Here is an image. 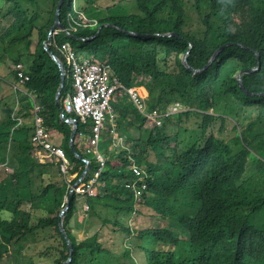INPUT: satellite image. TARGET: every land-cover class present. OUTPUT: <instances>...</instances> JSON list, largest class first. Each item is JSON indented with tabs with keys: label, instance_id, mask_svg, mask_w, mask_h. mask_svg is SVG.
Segmentation results:
<instances>
[{
	"label": "trees",
	"instance_id": "obj_1",
	"mask_svg": "<svg viewBox=\"0 0 264 264\" xmlns=\"http://www.w3.org/2000/svg\"><path fill=\"white\" fill-rule=\"evenodd\" d=\"M60 1L0 0V264H65L71 256L60 215L86 162L71 147L73 128L64 119L78 116L62 115L75 92L66 43L80 58L109 65L126 88L145 89L148 110L165 113L163 124L153 125L126 98L113 104L115 122L106 120L99 143L105 164L96 197L77 194L100 167L84 143L91 130L79 122L75 149L91 167L65 218L73 246L68 264H264V97L246 93L236 77L258 67L259 53L262 69L246 74L244 83L264 92V0H64L70 35L61 31L50 44L68 70L59 107L62 72L43 44ZM92 11L105 14L92 21ZM101 26L93 40L81 41ZM170 33L177 36H164ZM191 44L196 69L225 47L195 74L183 63ZM19 63L28 81L11 69ZM178 102L186 110L167 114ZM36 106L45 131L66 150L67 172L31 140ZM112 126L124 137L122 146ZM191 127L199 135L181 139ZM135 165L147 173L137 199L125 188L136 180ZM84 203L89 211L78 215L80 222ZM103 207L111 218L99 213ZM38 210L44 215L35 217ZM147 216L150 226H134V217ZM95 218L113 239L121 236V251L108 248L100 231L86 229V239L77 241L76 231Z\"/></svg>",
	"mask_w": 264,
	"mask_h": 264
},
{
	"label": "built area",
	"instance_id": "obj_2",
	"mask_svg": "<svg viewBox=\"0 0 264 264\" xmlns=\"http://www.w3.org/2000/svg\"><path fill=\"white\" fill-rule=\"evenodd\" d=\"M61 31L57 30L53 32V36L59 35ZM62 51L67 58L75 88L73 96H69L64 102L62 115L64 116L66 113L76 114L79 122L86 123L91 130V134L86 137V143L89 145L87 152H94L97 160L100 162V167L95 172L94 177L87 181V185L83 189L77 190V194L80 197L86 195L96 197L98 195L96 183L105 164V158L99 150V143L102 133L106 128L107 115L110 114L111 117L113 116V104L117 100L126 98L129 103L137 107L138 111L146 115L153 125H162L165 113H161L159 110L149 111L145 105V99L139 96L138 90L135 88H126L113 75L109 65L98 64L92 62L90 59L80 58L71 43L64 44ZM12 69L17 72V77L21 82L29 80L23 64H15L12 66ZM185 110V106L178 102L166 113L174 114ZM39 112L40 108L36 106V127L31 140L38 146L39 150L46 149L49 154L55 155L59 160H62V169L67 172L68 160L66 150L63 146L51 142V134L45 131ZM113 130L115 129L112 128L111 131ZM134 172L136 174V180L128 181L125 184V188L134 190L137 199L141 196L143 190L147 189V173L136 165L134 166ZM139 181H141L142 185H139ZM83 208L85 211H89L88 204L84 203Z\"/></svg>",
	"mask_w": 264,
	"mask_h": 264
},
{
	"label": "water",
	"instance_id": "obj_3",
	"mask_svg": "<svg viewBox=\"0 0 264 264\" xmlns=\"http://www.w3.org/2000/svg\"><path fill=\"white\" fill-rule=\"evenodd\" d=\"M63 3H64V0H61L60 3H59V6H58L55 24H53V26H52V28L50 30L48 40L46 42H44V44H43L45 51L49 53V55L51 56L52 60L57 63V65L60 67L61 72H62V84H61L60 90L58 92L57 100H56L57 101V105L59 107H61V96H62V92H63V90L65 88L66 79L68 77V70H67V67L64 64V62L57 55H55V54H53L51 52V50H50V44H51V40H52V37H53V32H55L57 30H62L66 34L70 35V32L66 29V27H65V25L63 24V21H62V5H63ZM110 26L116 28L119 31H124L121 28L116 27L114 25H110ZM102 27L103 26H101L98 29V32H97V34L95 36L90 37V38H87V39H82L81 41L85 42V41L93 40L95 37H97L99 35L100 30L102 29ZM124 32H126L129 35L136 36V37H143V36H145V35H142V34H139V33L131 32V31H124ZM164 36L175 37V36H177V34L170 33V34H166ZM226 45H229V44H226ZM193 47H194L193 44H191L188 53H186L184 55V57H183V63H184V65L188 69L192 70L195 74H200V73L204 72L206 69H208V67L216 60V58L223 51L225 45L222 46V47H220L218 50H216L214 52V54L210 58L209 62L202 69H196V68L192 67L191 64H190V62H189V56H190V54H191V52L193 50ZM257 55H258V58H259V65H258V67L252 68V69L247 70V71H241V72H239V74L237 75V79H238V82H239L240 87L243 88L246 93H248V94H254V96L264 97V92H251V91H249L247 89V87L245 86V83H244V76L246 74L257 73V72L261 71V69H262V57H261V55L259 53H257ZM64 119H65V121L69 122L72 125V128H73L72 129V137H71V147L75 151L76 156L78 158H80V159H83L86 162V167H85L83 173L81 174V176L79 177V179L76 181V183L72 187V190L70 192V196H69V199H68L67 206L64 208V210L62 211V213L60 215V229H61L63 235L65 236V238H66V240H67V242L69 244L70 250H71V256H70L69 260L67 262H65V264H68L72 260L73 246H72V241H71V239H70V237L68 235V232H67V230L65 228V218H66V214L69 212V210L71 208V205L73 203L75 191H76L77 187L85 179L86 175L88 174V172L90 170V167H91V164H90V161L88 159L82 158L76 152V149H75V139H76V133H77L78 124H79L78 119L75 118V117H71V118L65 117Z\"/></svg>",
	"mask_w": 264,
	"mask_h": 264
},
{
	"label": "rangeland",
	"instance_id": "obj_4",
	"mask_svg": "<svg viewBox=\"0 0 264 264\" xmlns=\"http://www.w3.org/2000/svg\"><path fill=\"white\" fill-rule=\"evenodd\" d=\"M98 10H102V8H99L97 7ZM93 15V18H92V21H96L97 18H100L102 17L105 13L103 11H92L91 13ZM237 77V76H236ZM138 93H139V96L141 97H145L146 96V92L145 90H138ZM148 97V96H147ZM145 99V98H144ZM210 113H213V111H210ZM1 115V113H0ZM111 115L108 114L107 115V120L108 121H111L113 119L110 118ZM115 120L112 122L114 123ZM193 124V122H192ZM113 128V126H112ZM184 132V135L181 136V139H187V141H189L191 138L193 137H197L199 135V130L198 128L194 129L193 127H191L190 130H188V132ZM115 137V143L118 144L119 146H122L123 145V138L124 137H121L118 135V133L113 130L111 132ZM51 142L53 143H56L55 141H53V139H51ZM86 142V139H84V143ZM101 151V150H100ZM107 155H109V152H107ZM110 204H113L110 202ZM84 205V204H82ZM99 210V213L102 215V216H107L109 218H111L113 216V211L110 210V209H105L104 207L103 208H98ZM84 208L82 206L81 210L79 209V213L77 214V217L78 215H80L81 213H84ZM44 215V212L42 210H38L36 213H35V217H39V216H42ZM86 216V215H85ZM80 222H82L84 219L82 218H77ZM132 220H134V226L136 227H148L150 226V217L147 216L146 219L142 218V217H134ZM102 225H101V221L100 219H94V224L93 225H90V226H84L83 228L79 229L78 232H76V237H77V241L78 242H82L84 241L86 238L84 237V231H86V229L89 231V235L93 234L94 231H100L101 233V237H102V241L104 242V244L108 247V248H111L112 250L116 251V252H119L122 250V247H123V240H121V236L120 235H116L115 236V239H113L114 235L111 231V229H101ZM181 252L183 254H185V249L183 248L181 250Z\"/></svg>",
	"mask_w": 264,
	"mask_h": 264
},
{
	"label": "crops",
	"instance_id": "obj_5",
	"mask_svg": "<svg viewBox=\"0 0 264 264\" xmlns=\"http://www.w3.org/2000/svg\"><path fill=\"white\" fill-rule=\"evenodd\" d=\"M12 66V65H11ZM6 67H4V68H2V71H3V73L4 74H6ZM12 69V68H11ZM138 90H145V89H138ZM145 92H146V96L144 97L145 98V100L147 99V96H148V92L145 90ZM0 117H2V115H0ZM114 121V119L112 120V122ZM56 144V143H55ZM123 144H124V142H123ZM57 145V144H56ZM82 206L83 205H80V207H79V209L81 210V208H82ZM79 209H78V211H77V213H79ZM85 211V210H84ZM85 212H88V211H85ZM76 231V230H75ZM76 232H78V230L76 231ZM84 237H86V232L84 231ZM77 234V233H76ZM77 238V237H76Z\"/></svg>",
	"mask_w": 264,
	"mask_h": 264
},
{
	"label": "clouds",
	"instance_id": "obj_6",
	"mask_svg": "<svg viewBox=\"0 0 264 264\" xmlns=\"http://www.w3.org/2000/svg\"><path fill=\"white\" fill-rule=\"evenodd\" d=\"M13 65H15V64H13ZM13 65H12V66H13ZM12 66H11V68H12ZM183 112H184V111H183Z\"/></svg>",
	"mask_w": 264,
	"mask_h": 264
}]
</instances>
